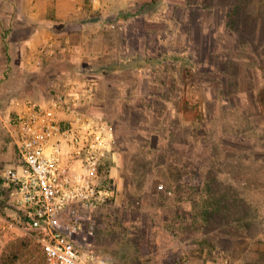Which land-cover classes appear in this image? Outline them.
I'll return each mask as SVG.
<instances>
[{
    "label": "rangeland",
    "instance_id": "1",
    "mask_svg": "<svg viewBox=\"0 0 264 264\" xmlns=\"http://www.w3.org/2000/svg\"><path fill=\"white\" fill-rule=\"evenodd\" d=\"M20 3L0 0V14ZM124 11L115 29L95 32L94 49L111 53L76 63L59 47L35 72L22 56L38 24L12 14L0 29L1 115L58 92L61 72L85 71L98 87L90 110L114 131L115 197L77 247L114 264H264V0H130ZM79 21L51 27L75 38ZM0 264L46 263L25 234L4 236Z\"/></svg>",
    "mask_w": 264,
    "mask_h": 264
},
{
    "label": "built area",
    "instance_id": "2",
    "mask_svg": "<svg viewBox=\"0 0 264 264\" xmlns=\"http://www.w3.org/2000/svg\"><path fill=\"white\" fill-rule=\"evenodd\" d=\"M96 95L93 83H66L44 102H17L6 123L17 163L3 178L21 216L0 215V233L21 229L30 235L46 264H114L76 245L85 225L92 234L93 213L115 197L114 131L90 110ZM180 263L208 264L189 256Z\"/></svg>",
    "mask_w": 264,
    "mask_h": 264
},
{
    "label": "crops",
    "instance_id": "3",
    "mask_svg": "<svg viewBox=\"0 0 264 264\" xmlns=\"http://www.w3.org/2000/svg\"><path fill=\"white\" fill-rule=\"evenodd\" d=\"M129 2L130 0H21L20 6L16 10L15 8L13 9L11 4H9L8 7L4 4L2 5L3 11L0 14V29L2 26H10L12 14L38 24L36 31L31 33L24 41L23 47L26 48L27 53L22 56V60L28 69L33 70L36 67V64L42 62L44 57H41V55L51 56L54 52H56V48L59 47L67 49L70 60H73L76 63L83 62V60L89 62L97 57V52L98 55L104 54L105 56L107 54V52H104L105 50H108V53L112 52V49L110 50L109 47H105L103 49L100 48L99 51H97L98 49H94L93 46L94 44H97L98 40V37L95 38V32L101 28L102 30L115 29L116 25L121 23H118V21L128 16L127 12L124 11V6L128 5ZM50 9L53 14L48 15V10ZM92 14L99 15V17H97V19H89L90 17L88 18V16ZM110 16H112V18H115L116 16L115 20H118L116 22H112L109 20L111 18ZM76 19H80V21L75 24L78 27V35L75 38L67 35H61L56 32V30H53V27H51L54 26V24H63V26H67L70 22H74ZM117 29L119 32V40L124 43L125 38L127 37L124 31V24L119 26ZM85 31H89L91 33L87 34ZM6 42L7 41H3L0 36V51L3 52V55H6V46H4ZM9 43L10 42L8 41V44ZM2 45L3 47H1ZM8 53L12 54L10 49ZM39 68L40 66L38 65V69ZM33 71L35 72V70ZM84 73L85 71L82 72L79 69L61 72L58 76H56L58 78L60 77L58 86L62 87L66 83L73 82L78 85L93 83L85 80L86 73ZM95 86L98 93V87L96 84ZM47 99H41L37 102H44ZM14 106L15 105L11 107L12 109H9L7 114L2 116V109L0 105V215H6L10 218H16L17 213L12 207V210H6V208H3L6 203L10 204L8 199V189L4 184L3 174L6 170L13 168L10 166V163H12L10 162L12 157L9 151L3 152L2 149H4L7 139L5 134L7 130L6 123L11 111L14 109ZM2 210L5 212H2ZM24 234L25 233L21 229H15L13 232L0 233V243L3 242L4 236L9 237L10 235L11 238H14V236Z\"/></svg>",
    "mask_w": 264,
    "mask_h": 264
},
{
    "label": "trees",
    "instance_id": "4",
    "mask_svg": "<svg viewBox=\"0 0 264 264\" xmlns=\"http://www.w3.org/2000/svg\"><path fill=\"white\" fill-rule=\"evenodd\" d=\"M4 184H5V181H4Z\"/></svg>",
    "mask_w": 264,
    "mask_h": 264
}]
</instances>
